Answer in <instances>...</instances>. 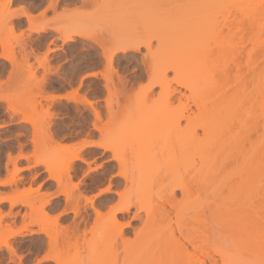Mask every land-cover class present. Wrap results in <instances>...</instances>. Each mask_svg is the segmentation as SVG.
I'll list each match as a JSON object with an SVG mask.
<instances>
[{
    "label": "bare ground",
    "instance_id": "bare-ground-1",
    "mask_svg": "<svg viewBox=\"0 0 264 264\" xmlns=\"http://www.w3.org/2000/svg\"><path fill=\"white\" fill-rule=\"evenodd\" d=\"M17 2L21 0H0V72L4 71L5 64H9L4 57H15L20 50L13 35L21 19H24L17 12L27 7L23 4L14 7ZM40 2L43 3V0ZM58 2L47 0L44 5L47 8L48 4H52L53 15L59 19L66 10L60 9L62 12L58 15L60 11L57 13L55 8ZM77 2L80 5H96L92 9L93 13L98 15V22H104L105 31L111 34L113 40L122 45H143L155 57L158 65L156 76L150 77L151 84L142 91V98L147 102L129 109L121 116L123 124L111 131L114 153L121 160L117 170L124 174L123 177H115L114 191L122 193L121 207L124 210L119 212V220L115 211L107 216L103 213L97 215L98 208L91 217V223H87V214H82L79 221L69 220L67 213L58 220L49 219L51 214L46 212V208L52 206L51 202L33 190L26 195L20 194L18 188L24 186L23 180L13 176V181L18 185L14 190V199L19 203L9 204L6 208L4 215L8 220H3V205L0 204V245H9L8 248L0 247V264H20L25 257L19 254L13 256L9 248L15 249V244H9V241H31L33 237L40 239L42 244L47 242L45 251L52 257L50 264H103L107 261L114 264L118 253H122L119 255L121 264L125 260L134 264H217L222 237L218 204L221 189L225 186L221 179V168L222 161L230 157L227 152L221 153V146L228 123L234 117V110H227L218 103L206 108L207 84L204 73L208 55L205 46L197 41V21L222 9V1ZM193 8L202 10L195 16L192 15ZM30 18L32 27H45L38 16L30 13ZM57 28L58 31L45 30L36 35L49 36V42L54 43L59 35L89 29L84 25L74 28L63 21L58 22ZM153 43L157 46L149 47ZM59 45L60 49L65 47L63 43ZM65 48L63 55L67 57L70 49ZM30 51H21L18 66L28 59L26 53ZM128 55L126 52L120 53L113 63H129L126 59ZM137 70L132 68L131 75L134 76ZM8 71L11 72V68ZM169 71L173 73L171 79L167 75ZM119 80L118 75L107 101L113 117L119 108ZM67 84L71 87L72 81L67 80ZM156 85L161 86V91L153 96ZM2 86L3 82H0ZM79 86L82 87V84ZM26 100L25 103L17 100L13 105L17 113H24L21 123L16 125L23 128L20 137H28L31 127L28 121L35 123L38 108L45 104L44 100L47 102L46 98L42 100L39 97ZM3 113L8 123L16 114L9 113L7 108H4ZM32 131L33 136L38 138L39 128H33ZM18 146L20 148L21 145ZM240 154L242 161L245 160V168L241 170L239 182L233 186L251 188L255 185H252L250 157ZM74 155L75 152L63 158L71 161ZM16 167L14 164L13 172H16ZM8 176V161L5 160L4 167H0V180ZM3 187L0 184V189ZM2 195L6 193L0 190ZM123 217L128 219L124 220ZM81 224L85 226L80 227ZM126 224L130 227H126ZM260 240V233L245 229L239 235L237 250L248 256L258 255L261 253ZM28 251L31 254V248ZM39 258L33 256L34 260Z\"/></svg>",
    "mask_w": 264,
    "mask_h": 264
},
{
    "label": "snow or ice",
    "instance_id": "snow-or-ice-1",
    "mask_svg": "<svg viewBox=\"0 0 264 264\" xmlns=\"http://www.w3.org/2000/svg\"><path fill=\"white\" fill-rule=\"evenodd\" d=\"M21 2L29 4L45 27H32L30 14L24 9H19L17 15L24 18L15 29L16 44L20 50L16 52L15 57H4L9 64H5L4 71L0 72V82H3L0 87V111L7 108L9 113H16L10 123L0 119V161H8L9 171V176L0 180V184L4 185L2 191L6 193L0 196V204L7 208L9 204L19 203L14 199V190L18 185L12 177L18 176L22 170L24 177H31L32 190L40 192L51 202L52 206L46 208V212L51 214L49 219L58 220L67 213L69 220L79 221L82 214H87V223H91V217L98 208L97 215L103 213L107 216L115 211L119 220L118 214L124 210L121 207L122 193L114 191V186L115 177H123L124 174L117 170L121 160L114 153L115 144L111 131L123 124L121 116L129 109L141 102H147L142 98V91L145 86L151 84L150 77L156 76L158 72L155 57L143 45H122L113 40L111 34L105 31L103 21L86 31L59 35L54 43H50L49 36H39L36 33L59 30L58 18L53 15V5L48 4L45 8L40 0ZM44 2L47 3V0ZM37 4L43 11L37 9ZM78 8L95 9L96 5H77L76 8H71V11L66 9L61 16L73 14ZM60 43L70 49L67 57L54 55L56 44ZM156 46L153 43L149 47ZM24 49L31 51L26 53L28 59L23 65L18 66L17 61L20 60L21 51ZM122 52L129 53L126 57L129 63L114 65L113 59L119 58ZM9 68L11 72L8 71ZM132 68L138 69L134 76L131 75ZM118 75L121 85L117 93L119 108L117 115L113 117L107 101ZM167 75L170 79L173 77L171 71ZM14 78L18 90L11 87ZM90 78L99 79L103 87L98 86L86 91L79 86L85 81L95 83V80ZM67 80L72 81L71 87ZM20 90L25 99L46 98L47 104H41L35 123L28 121L31 127L28 131L27 147L21 145L18 150V137L22 136L23 128L16 125L21 123L24 113H17L13 105L21 95ZM160 91L161 86L156 85L152 95L155 96L156 92ZM36 127L39 128L38 138L33 136L32 131ZM69 143L75 152L71 161L64 159L63 152L60 151ZM14 164L17 166L16 172L12 171ZM0 167L3 165L0 164ZM24 183L28 184V180L25 179ZM49 186L51 190L45 192ZM125 226L130 227L127 224ZM46 243L42 244L36 237L31 241H9V244H15V249L9 248V251L13 256L20 253L25 257L20 264H50L52 257L45 251ZM0 247L8 248L9 245ZM260 247L261 259L253 264H264V229ZM231 254L230 248L226 247L223 261L218 258L217 264H250L248 261L229 259ZM34 255L40 258L34 260ZM119 255L122 253H118L114 264H121ZM103 264L113 262L107 261ZM123 264L134 262L125 260Z\"/></svg>",
    "mask_w": 264,
    "mask_h": 264
},
{
    "label": "rangeland",
    "instance_id": "rangeland-1",
    "mask_svg": "<svg viewBox=\"0 0 264 264\" xmlns=\"http://www.w3.org/2000/svg\"><path fill=\"white\" fill-rule=\"evenodd\" d=\"M75 1L78 0H59L55 6L56 12L60 11L58 15L62 10L71 11V8H76L79 3ZM220 2L222 9L197 21V41L205 46L208 55L204 73L207 84L205 85L206 108L214 106L213 103H218L228 108L227 110H234V117L229 121L227 131H223L226 136L221 146V153L227 152L230 157L222 161L221 168V179L225 186L221 189L218 204L222 232L219 259L223 261L224 249L228 247L232 253L229 259L258 262L261 259L259 257L261 253L248 256L239 252L237 246L239 235L243 230L250 229L255 234H261L264 229V0H220ZM19 4L26 5L28 13L37 16L27 3L19 2L14 7H18ZM37 6L39 7L38 4ZM192 10V15L197 16L200 14L198 11L202 9L193 8ZM97 16L90 8H78L75 13L62 16L58 21L69 23L74 28L83 25L89 28L98 23ZM13 37L17 40L15 31ZM59 46V44L56 45L54 55H63L66 48L60 49ZM90 79L96 82L85 81L82 88L88 87L87 90L91 91L98 86L103 87L101 83H98L101 82L99 79ZM88 82L90 86L86 85ZM13 84L16 86V81ZM17 89V86L13 88V90ZM20 91L21 95L17 100L25 103L27 100L22 90ZM43 103L47 104L45 100ZM3 112L4 109L0 111V119L8 123ZM27 140L28 137H18L17 148L18 145L27 147ZM63 147V157L74 153L70 143ZM239 153L250 157L252 185H255L251 188L233 186L239 182L241 170L245 168V160L242 161ZM1 162L4 167L5 160ZM2 170L4 174V169ZM18 177L22 178L24 185L18 188L19 193L29 194L32 190V186H28L32 185L31 177H24L22 170L16 176ZM25 179L28 180V184L24 183ZM1 210L3 220H8L4 215L6 208L3 206ZM20 224L19 219L18 226Z\"/></svg>",
    "mask_w": 264,
    "mask_h": 264
}]
</instances>
